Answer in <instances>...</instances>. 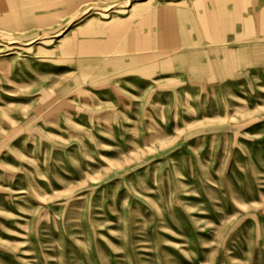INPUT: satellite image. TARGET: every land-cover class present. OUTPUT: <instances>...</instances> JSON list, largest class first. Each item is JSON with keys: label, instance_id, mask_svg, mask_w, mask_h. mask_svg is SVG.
<instances>
[{"label": "rangeland", "instance_id": "rangeland-1", "mask_svg": "<svg viewBox=\"0 0 264 264\" xmlns=\"http://www.w3.org/2000/svg\"><path fill=\"white\" fill-rule=\"evenodd\" d=\"M0 264H264V0H0Z\"/></svg>", "mask_w": 264, "mask_h": 264}, {"label": "bare ground", "instance_id": "bare-ground-1", "mask_svg": "<svg viewBox=\"0 0 264 264\" xmlns=\"http://www.w3.org/2000/svg\"><path fill=\"white\" fill-rule=\"evenodd\" d=\"M9 3V2H8ZM9 5V4H8ZM8 8V7H7ZM3 21H5V20H3ZM5 23H8V21H6Z\"/></svg>", "mask_w": 264, "mask_h": 264}]
</instances>
